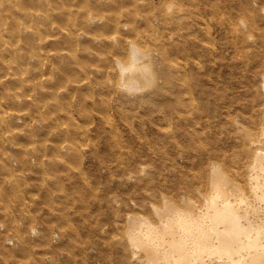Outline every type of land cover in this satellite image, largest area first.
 Wrapping results in <instances>:
<instances>
[{
    "label": "bare ground",
    "instance_id": "6f19581e",
    "mask_svg": "<svg viewBox=\"0 0 264 264\" xmlns=\"http://www.w3.org/2000/svg\"><path fill=\"white\" fill-rule=\"evenodd\" d=\"M69 1L73 0H52L60 9L59 13L52 14L49 11V0H34L35 5L45 12L44 24L47 25L54 15L55 18L66 21L62 26H49L50 34L46 35H41L42 31L38 25L28 23L39 20L41 16L35 11H24L25 24L28 27L20 31L26 34V46L22 54H12L20 57L21 65L3 61V54L7 51L4 47L17 45L19 40L13 43L0 42V87L5 88L11 84L19 87V91L9 96L7 91L4 92L5 97L0 100V108H3L0 111V120L11 126V123L17 124L26 116L25 113L9 110L8 105L18 107V104L34 101L36 105L44 107L45 113L47 109H52L51 115L55 120L50 122L58 127V132L55 131L59 135L55 134L64 137V140L69 137L71 141H64L61 145V149L65 146L64 151L60 150L56 143L52 144L53 148L55 147L52 149L55 151L52 156L45 153L48 145L45 142L40 144L38 162L40 167L55 168L56 175L59 176L58 166L65 158L78 160L83 157L78 149V142L89 131L83 123L70 122L72 114L65 112L66 110L61 112L59 98L55 99L54 93L58 92V85L65 81L72 83L71 91L75 90L79 94L86 89L89 91L91 87L88 89V76L83 75L86 76L83 83L79 79L82 74L78 75L80 71L88 73L94 68L93 65L90 67L89 64H84L78 66L79 72L75 69L74 63L78 64L81 62V56L93 51L90 50L91 43L82 44V41L95 37L90 36L88 33H92V30L90 32V29H87L86 38L80 39L81 28H72L78 26L75 22L78 13L73 16ZM76 1L83 2L90 8L91 2L93 5V2L100 0ZM115 1L110 2L113 5L119 2ZM108 3L107 0L104 4L109 8ZM165 6V13H158L161 15L159 19L163 18L166 25L178 24L182 27V43L196 59L195 68L190 64L189 67L178 65L172 67L173 69L160 66L155 60V53L152 52L154 49L145 48L143 43L142 48L139 43L141 41L136 43L132 40L133 42L128 41L125 44L123 41L117 44L118 46L111 43L124 59L113 57L117 67L108 68L111 69V77L107 76V79L110 78L107 88L111 87L116 94L120 92L122 97L126 95L125 98L128 99L132 95H151L164 100L161 106H155L153 109L159 116L151 117L149 129L142 126V131L138 134L131 117L124 113L121 115L134 139L121 138L117 128H111L115 161L119 162V172L122 176L118 201L132 209L147 205L150 215L148 217L141 213H129L127 218H122V230L113 245L121 249L125 264H264V0H174ZM144 10L147 9L144 7ZM178 10L182 12L178 13ZM80 11L79 14L84 15V21L91 17L83 10ZM142 12L144 13L143 10ZM110 17L104 19L100 15H94L90 19L98 23V29H102L100 25L117 26L116 21H120L119 18L115 23L114 18ZM122 22L124 24V21ZM147 22L151 23L152 20L147 18ZM126 26L127 24L124 29ZM117 27L115 28L119 30L121 26ZM131 27L135 26L131 25L129 30ZM140 29L138 27L137 32H141ZM133 31L135 29H132ZM59 34H62L60 41L66 43L62 47L63 52L48 49L46 37L56 36L51 45L58 47L60 41L56 39ZM129 34L127 33V36ZM144 37L146 36L142 38ZM149 39L152 40L151 37ZM153 39V43L161 50L162 61H168L169 55L162 50L161 38L157 34ZM108 42L110 44V41ZM99 43L102 44L103 41ZM80 44L86 48L83 50L86 52L84 55L79 52ZM95 56L112 67L108 55L96 50ZM155 62L160 68L153 66ZM97 69L98 67L94 68ZM101 73L100 75L104 74ZM105 74L101 78L106 77ZM47 76L50 78H46ZM45 79L52 81L45 85ZM46 94L48 98H43ZM106 97L103 99L109 101ZM40 101L43 104H40ZM77 112L81 118L89 117V113L82 109ZM106 116L108 117L105 115V118ZM60 118H66L68 121H59ZM45 119V116L40 115L26 127V131L41 128L47 132L52 126ZM108 123L113 125L110 119ZM29 135L31 136L32 132L26 134L20 130L12 131L8 143L11 145V141L17 137ZM75 138L77 141H74ZM50 140L52 142V139H49V142ZM131 140L140 144V148L129 145ZM150 144L156 151H153ZM147 146L149 153L159 154V159L156 160L154 155L142 152L141 149ZM35 150L37 148L33 146L31 153L35 154ZM6 157L10 160L11 155ZM163 168L166 170L165 175L157 177L156 173ZM44 174L43 172L42 175ZM132 176L136 183L134 189L125 186ZM143 190H150L149 195H143ZM146 197H149L147 202ZM0 232L1 237L9 244L12 237L6 232L4 223H0ZM73 258V253H70V264Z\"/></svg>",
    "mask_w": 264,
    "mask_h": 264
},
{
    "label": "rangeland",
    "instance_id": "374dc122",
    "mask_svg": "<svg viewBox=\"0 0 264 264\" xmlns=\"http://www.w3.org/2000/svg\"><path fill=\"white\" fill-rule=\"evenodd\" d=\"M103 1L104 3H107V0L93 2V5L91 2L90 8H87V6L80 1L73 0L69 1L70 3L68 2L69 6L73 9V16L78 13L75 17V22L78 26H72V28H77L78 30L80 28L82 29L79 30L80 32L82 31L80 39L82 38L84 40V38H86V32H88L89 29L90 32L92 30V33L88 34L95 37V39L88 38V41H82V44L91 43L90 50L93 51L88 55L81 56V62L78 64L74 63L77 72H79L78 66L80 67V65L84 64H89L88 66L93 65L94 68L98 67L99 70H94L93 68V70L88 73H84L83 71L81 73L80 71V74L78 75L80 76L82 74V77L80 76L79 79L83 83L86 81L84 77L88 76L86 77L88 78L87 80L89 83L88 89H90V87L91 89L89 91L87 89L86 91H81L79 94L75 90L71 91V82L66 83L64 80L65 83L59 84L58 92L54 93L55 99L59 98L58 101L62 107L61 112L64 113L63 111L66 110L65 112L72 114V120L70 122H79V124L83 123L82 125L88 127L87 131L90 133L87 132L84 134V138H81V141L78 142V149L81 151L80 154L83 157H80L78 160L73 158L70 160V157L65 158V162L63 161L59 163L60 166H58L57 174L60 173V176L56 175L57 170L53 167H40L38 162V156L40 154L38 148L40 144L45 142L48 145L45 153L52 156L55 153V151L52 150L55 148H53L52 144L56 143L55 145L60 150L64 151L66 150L63 149L65 146L61 149V145L64 144V141L65 143L71 141V138L69 137H67V139L65 137L66 140H64V137L62 138L58 136V127L51 124V122L55 120V117H52L51 115L52 109H47V112L45 113L44 107L36 105L34 101L24 102L21 105L18 104V107L8 105L9 110L18 113H25L26 116L22 117L17 124L11 123V126L0 120V138L2 137V140H0V223H4L6 232L8 231L9 235L12 237V244L11 242L8 244L0 234V264H70L68 262V256L70 253H73L74 255L73 264H125L121 249L113 245L116 237L122 230L121 219L127 218L129 213H141L144 216L150 217L149 210L146 208L147 205L137 206L136 209H132L131 207L127 208L126 206H123L118 201L120 196L119 192L122 186V176L119 172V162L115 161L114 147L111 143L113 135L111 128H117L118 135L121 136V138H126L127 140L134 139L132 137V131H130V129L123 123L121 115L124 113L131 117L134 122L135 131L138 134L139 131H142V126L149 129L151 117L158 115L157 112H153L154 107L161 106L164 103V100L151 95L142 97H138L139 95H132L129 97L130 99H128L127 97L125 98L126 95H123L124 97H122L120 92L116 94V92L112 91L111 87L107 88V83L109 84L110 82V78L107 79V76L110 75L109 77H111L110 70L117 67L116 61L114 62V60L124 59L123 56H120L119 52L117 53L118 49L115 50L114 45L112 44L119 45L123 41H125L124 44L128 41H136V43L137 41H141L139 42L141 47L143 43L145 48H150L151 50L152 48L154 49L155 52L153 50L152 52L155 53V60L160 66H168L171 69L178 65L182 67L187 65L189 67V64L195 68L196 59L188 51L189 48H185L182 43V27L178 24L172 26L166 25L162 20L163 18L159 19V17H161L159 14H164L165 9L168 10L165 5H169V3L174 0H119V2L116 0V5H113L112 2H110L111 0H108L110 3L109 8L103 3ZM49 2L51 3L49 11L52 14L56 12L59 13L60 9L53 4L52 0H49ZM71 2H73L72 5ZM144 7L147 10H144ZM133 9H135L134 12ZM25 10L35 11L41 16L39 20L28 22L33 25H38L42 31L41 35L50 34L48 31V29H50L49 26L57 27V25L62 26L66 24V21L55 18V15L48 21L47 25L44 24L43 16L45 15V12L43 9L35 5L34 0H16V2L1 0L0 42L13 43L19 40L17 45L4 47L7 49L3 54V61L5 63H16L17 65H21L20 57L12 56V54H22L24 52V47L26 46V34L20 31L23 28H25L23 30H26L28 27L25 24ZM80 10H83L84 13L91 17L94 15H100L101 17H104V19L110 17L111 14L110 19L114 18V22L119 18L120 21L116 22L118 23L117 26L119 27L120 25L121 27L119 30L115 28L117 26L112 27V24L108 25V27L105 25V27H103L100 25L101 22L98 21L100 22L99 27L102 28L98 29V23L91 21V17L86 18V21L88 22L84 21V15L79 14L81 13ZM146 11L147 14H145ZM177 12L179 13L180 10ZM91 13L93 15H91ZM121 13H123V15ZM148 14L151 15L149 16ZM112 15H114V17ZM145 15H148V17ZM105 16L107 17L105 18ZM146 17L151 19L152 22L148 23ZM128 18H130V22ZM121 20L124 21V24ZM143 22L145 24H143ZM126 24L127 26L124 29ZM131 25L135 27H131L130 31L129 28ZM46 26H48L47 29ZM138 27L139 29H142L141 32H137L139 31ZM132 29H135V31L132 32ZM94 30L98 31L94 33ZM116 30L118 31L116 32ZM127 33L129 34L128 36ZM140 33L146 37L142 38L143 36ZM149 33L153 37H156L158 34L161 38L162 50L169 55L168 61H162L160 54L161 50L155 43H153L155 41ZM61 35L59 34L57 36V41H60L62 38ZM125 35L127 37L123 38ZM55 37H46V42L49 47L48 49H51L52 51L60 50V52H63L62 47H64V44L66 43L60 41V46L58 47H56V45H51L52 39ZM97 37L98 39L99 37L101 39L98 41ZM149 37H151L152 40H150ZM112 38L116 41L111 42V40H113ZM107 39L110 41V44ZM104 40L106 42H104ZM101 41H103L102 44L99 43ZM96 43L98 47L95 46ZM165 43L167 44L165 45ZM82 44H80L81 47L79 48V52L81 55H84L86 52H83V50L86 48H83L84 45L82 46ZM102 46L103 48H101ZM154 46L156 48H154ZM95 47H97V49H95ZM96 50L101 52V54L104 53L105 55H108L110 60L108 61L111 63L110 65L112 67L109 66L108 62L106 64L104 61L100 60V62L99 59L96 58ZM102 50L106 51L103 52ZM109 50L111 54H117L112 56L113 54L111 55ZM107 51L110 55L107 54ZM89 57L90 60L95 58L94 61L90 62V60H88ZM113 57L116 59H113ZM157 62H155L157 65L153 64L154 67H159ZM174 63L175 65H173ZM53 64L56 65L57 63L54 62ZM102 69L106 70L102 71ZM0 72H2L1 69ZM100 72H104V74L106 72V77L101 78L104 74L100 75ZM46 78H50V76H47ZM83 79H85V81H83ZM161 79L162 78H160V80ZM51 81L52 79H45L44 84L48 85ZM90 81L91 84L93 81V85L90 84ZM104 82H106V84ZM65 87L70 89L67 90ZM103 88L104 90H102ZM17 89H19V87L14 84H11V86L8 85V87L5 88L0 87V100L4 99L5 91H7V96H9L11 93L13 94L15 91H19ZM66 92L69 93V95ZM101 92L103 94H101ZM104 97L109 101L103 99ZM43 98H48V94ZM49 100L51 101V98H49ZM39 103L43 104L41 101ZM132 104L134 107L136 105V107L133 108ZM145 107L147 108L144 109ZM1 109L3 108H0V111ZM81 109L82 111L89 113V119L79 117L77 111ZM119 111H122V113ZM101 114L104 118L105 115H108V117L106 116L104 119ZM40 115L45 116V120L49 121L48 123L55 128H52L51 126L50 128L48 126L51 130L47 129V132H44L45 130L43 131L41 128L40 130L34 128L35 130L26 131V127L30 126L35 119L40 117ZM109 119L113 124L112 126L108 123ZM138 119L141 120L137 121ZM59 121H68V119L60 118ZM18 130L26 134L32 132V135L19 136L13 141L10 140L12 142L10 145L8 141L11 132ZM53 136H57L58 138L55 139ZM87 138L89 139L87 140ZM49 139H52L53 143L51 140L49 142ZM74 141H77V138H75ZM128 144H133V147L140 148V144L134 140L129 141ZM33 146L37 148L35 154L31 153ZM149 146L151 147V144ZM151 148L154 149L153 147ZM141 150L145 153L150 152L148 146ZM153 151L156 150L154 149ZM149 154L154 155L156 160L159 159V154ZM7 155H11L10 160H7ZM164 169L165 168L156 173V176L163 177L166 173V170ZM43 172L45 173L44 176L46 175L45 177L42 175ZM134 181L135 180L132 176L131 180L128 181L129 183L125 184V186L134 189L136 185ZM109 188L111 190H109ZM141 193L148 196L150 190H143ZM148 200L149 197H146V202Z\"/></svg>",
    "mask_w": 264,
    "mask_h": 264
}]
</instances>
